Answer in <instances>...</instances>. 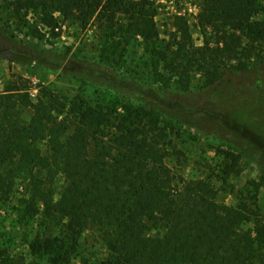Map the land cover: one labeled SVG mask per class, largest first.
<instances>
[{"label": "trees", "instance_id": "16d2710c", "mask_svg": "<svg viewBox=\"0 0 264 264\" xmlns=\"http://www.w3.org/2000/svg\"><path fill=\"white\" fill-rule=\"evenodd\" d=\"M13 19L32 34L33 13L52 31L72 20L98 23L111 35L158 38L154 0H4ZM261 0H200L197 25L214 33L212 43L193 45L187 21L175 17L172 41L158 52L166 69L195 71L205 86H217L226 71L264 43ZM3 42L16 45L12 35ZM240 45H243L240 48ZM1 55V50H0ZM58 63L61 61L56 60ZM80 75L133 94L130 81L115 72L84 65ZM160 111L122 104L92 106L43 84L33 100L27 88L6 85L0 92V201L22 188L17 210L36 218L39 230L28 243L33 264H72L78 240L88 230L107 251L99 264H264V215L246 202L217 199L209 179L184 178L166 163L156 139ZM221 174L238 170L240 155L226 149ZM66 182L59 193L54 181ZM163 224L164 232L150 235Z\"/></svg>", "mask_w": 264, "mask_h": 264}, {"label": "rangeland", "instance_id": "374dc122", "mask_svg": "<svg viewBox=\"0 0 264 264\" xmlns=\"http://www.w3.org/2000/svg\"><path fill=\"white\" fill-rule=\"evenodd\" d=\"M158 38L150 43L133 34L111 35L98 23L81 27L77 22H60L53 31L42 26L33 13L26 19L37 26L32 34L24 21L13 19L0 0V92L6 85L27 88L36 99L39 84L68 95H81L92 106L135 107L160 111L158 144L165 151L167 165L184 178L209 179L217 189V199L229 205L246 202L264 215V43L253 45L249 57L240 55L242 70L226 71L217 86H205L195 72L175 73L163 66L158 52L172 41L175 17L187 21L193 45L212 43L214 33H204L197 25L195 11L200 0H154ZM263 11L258 16L264 20ZM176 11L182 13L176 15ZM3 35H12L16 45H8ZM243 45H240L242 48ZM56 60L61 61L58 63ZM84 65L115 72L130 81L133 94L109 89L80 75ZM219 149L240 155L236 173L221 174ZM66 186L63 177L54 181V192ZM23 197L18 188L0 201V264H33L28 243L39 230L38 220L21 219L17 210ZM165 226L151 229L159 236ZM107 251L96 233L88 230L78 240L72 264H99Z\"/></svg>", "mask_w": 264, "mask_h": 264}, {"label": "built area", "instance_id": "2783aa9c", "mask_svg": "<svg viewBox=\"0 0 264 264\" xmlns=\"http://www.w3.org/2000/svg\"><path fill=\"white\" fill-rule=\"evenodd\" d=\"M199 8H200V5L197 8H194V9H196L195 11H199ZM175 13L178 16H181L182 15V13L180 11H176Z\"/></svg>", "mask_w": 264, "mask_h": 264}]
</instances>
